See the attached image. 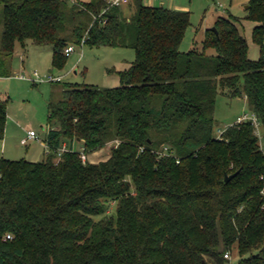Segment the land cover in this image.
<instances>
[{
  "label": "trees",
  "instance_id": "trees-1",
  "mask_svg": "<svg viewBox=\"0 0 264 264\" xmlns=\"http://www.w3.org/2000/svg\"><path fill=\"white\" fill-rule=\"evenodd\" d=\"M132 6L127 17L119 8L101 15L106 0H0V78L12 76L16 47L28 41L51 46L59 70L65 49L84 39L136 54L120 87L67 84L49 102L45 160H0V264H228L234 249L235 264H264L259 140L250 123L215 136L220 94L244 97L264 127V0H250L246 16L257 61L237 18L219 19L201 50L182 52L190 12ZM7 120L0 100V140ZM116 142L100 163L72 151Z\"/></svg>",
  "mask_w": 264,
  "mask_h": 264
},
{
  "label": "rangeland",
  "instance_id": "rangeland-1",
  "mask_svg": "<svg viewBox=\"0 0 264 264\" xmlns=\"http://www.w3.org/2000/svg\"><path fill=\"white\" fill-rule=\"evenodd\" d=\"M77 1V0H76ZM89 2L90 0H80ZM250 0H164L163 4L185 8L191 13V26L186 32L181 45L182 52H189L193 48L202 49L205 32L212 29L221 18L231 16L241 21L239 28L249 45V58L257 61L260 57L259 47L252 40V32L256 24L248 21L247 8ZM76 3V2H75ZM155 7L161 6L159 1ZM127 17L133 13L130 5L124 10ZM3 7H0V44L2 38ZM73 26L69 24L67 35L72 34ZM75 53L66 62L63 69L53 68V49L51 46H36L27 42L25 48L17 45L14 56L11 59L12 78L0 80V98L8 100L9 124L7 138L8 149L17 151L13 160H27L30 154L40 157V161L46 158L42 156V148L39 143H32L29 147L20 146L17 150L15 140L20 139L27 131H34L38 139L44 137L47 132L48 104L50 101H58L62 98V92L67 84L91 85L101 89L117 88L121 86L120 73L128 70L136 59L135 51L127 48H90L86 45H74ZM50 71H53L51 74ZM38 73L41 81L32 82L19 79L20 76H32ZM49 76H61L58 82H49ZM57 89V93L50 95V88ZM50 95V97H49ZM251 111L244 97L232 98L220 94L217 98L215 110V136L235 124L237 119ZM25 137V136H24ZM38 141V140H37ZM11 143V144H10ZM115 143H110L103 154L110 156ZM83 145L77 143L73 150L76 153L83 152ZM27 153L29 155H27ZM16 154V153H15ZM37 154V155H36ZM90 162V160L88 159ZM112 215L116 214V207L111 208ZM96 218V220H98ZM229 254L228 264H235L239 260L236 249Z\"/></svg>",
  "mask_w": 264,
  "mask_h": 264
},
{
  "label": "crops",
  "instance_id": "crops-1",
  "mask_svg": "<svg viewBox=\"0 0 264 264\" xmlns=\"http://www.w3.org/2000/svg\"><path fill=\"white\" fill-rule=\"evenodd\" d=\"M132 1L131 0V3L130 5H132ZM159 1L161 3V6L165 7L166 9L168 10H173V11H184L185 8H182V7H178V6H174L172 5L171 3L170 4H163V1L164 0H143V3L145 6H148V7H155V2ZM130 5L124 7L122 10L124 11L126 8H128ZM12 66V64H11ZM12 69V68H11ZM50 73L52 74L53 71H50ZM40 77V76H39ZM12 78L9 77V78H0V80H6V79H10ZM28 79H22L21 76L19 77V79H22V80H26V81H32V82H37L38 80H36L34 77H30V76H27ZM54 78H63L61 76H58V77H54ZM42 79L40 78V81ZM58 90L57 89H53L52 86L50 88V95H52V93H57ZM49 95V97H50ZM3 98H0V100H2ZM9 110H8V119H9ZM48 120V118H47ZM8 121V120H7ZM8 128H9V124L6 126V137H7V134H8ZM48 131H49V128L47 129V132L45 133V136L44 137H40L39 139L35 140V141H30L28 140V131L25 133V137H21L20 139H16L15 140V144H12L15 146V149L17 150L18 148H20V146H27L29 147L32 143H39V146L42 148L43 152H42V156H41V159L43 157L47 158L48 154L50 153V149L48 148V145L46 143V138H47V135H48ZM38 138V136H37ZM7 138L3 139V140H0V160L1 159H4V160H9V161H16V160H13L15 159V155H17V151H14L12 149H10L8 152H7V149H8V142L6 141ZM11 144V143H10ZM77 143H74L73 144V147L76 145ZM66 145V144H65ZM103 151H100V152H97V153H94V154H91L88 156V159L90 160L91 163H100V162H104L106 160L109 159V157H107V155L103 154ZM16 153V154H15ZM27 155H29L27 153ZM37 155V154H36ZM39 156V154H38ZM38 156H35L30 154V156H27V160L26 159H23V160H26L28 162H32V163H36L37 161H40L38 159H40V157L38 158ZM18 161V160H17ZM20 161V160H19ZM43 161V160H42Z\"/></svg>",
  "mask_w": 264,
  "mask_h": 264
},
{
  "label": "built area",
  "instance_id": "built-area-1",
  "mask_svg": "<svg viewBox=\"0 0 264 264\" xmlns=\"http://www.w3.org/2000/svg\"><path fill=\"white\" fill-rule=\"evenodd\" d=\"M70 1V3L74 4L76 2V0H68ZM108 7L106 10L103 11V13L101 15H103L104 13H106L108 10L113 9V8H119V9H123L124 7L130 5L131 0H106ZM87 39H84L81 42V46H84L86 43ZM75 53V46L74 45H70L65 49V56L66 57H70L72 54ZM34 78L38 81H40V77L38 75V73H34ZM22 79H28L27 76L22 75L21 76ZM49 82H60L62 79L61 78H54L53 76H49L47 79ZM246 100V99H245ZM250 123L251 126L254 128V134L256 135V137L259 140V147H260V151L264 154V127H263V123L260 121V119L257 117V115L254 112H250L249 114H244L243 116L239 117L236 121L235 124L231 125L232 126H242L244 124ZM229 128V127H228ZM227 128V129H228ZM226 129V130H227ZM221 131L218 133L217 139L221 140L223 138V134L226 131ZM37 134L30 130L28 131V140L30 141H35L37 140ZM118 142L115 143L114 147H117ZM69 150L68 145H64L57 153L58 155V159L61 158V156L67 152ZM74 152V150H72ZM167 148L165 149V152H167ZM81 160L83 162L88 161V156L85 154L84 149L82 153H78ZM179 163V161H178ZM6 239H11V236H7ZM226 259H229V254L225 255Z\"/></svg>",
  "mask_w": 264,
  "mask_h": 264
},
{
  "label": "water",
  "instance_id": "water-1",
  "mask_svg": "<svg viewBox=\"0 0 264 264\" xmlns=\"http://www.w3.org/2000/svg\"><path fill=\"white\" fill-rule=\"evenodd\" d=\"M213 31H215V28H212ZM238 174V173H237ZM237 174L233 175V176H229L226 178V182H230Z\"/></svg>",
  "mask_w": 264,
  "mask_h": 264
}]
</instances>
